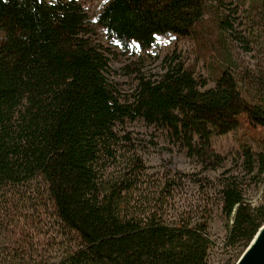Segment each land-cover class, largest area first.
Here are the masks:
<instances>
[{
  "label": "trees",
  "instance_id": "trees-1",
  "mask_svg": "<svg viewBox=\"0 0 264 264\" xmlns=\"http://www.w3.org/2000/svg\"><path fill=\"white\" fill-rule=\"evenodd\" d=\"M237 2L233 16L221 0H110L92 17L80 0H0V211L31 210L22 227L50 215L58 232L0 264H211V214L170 220L174 181L151 178L119 125L164 129L208 169L227 159L214 137L240 132L259 146L243 143L237 162L264 180V0ZM91 23L144 50L158 35L188 38L207 76L176 61L121 101ZM218 183L226 245L240 256L264 223V200L248 202L235 174Z\"/></svg>",
  "mask_w": 264,
  "mask_h": 264
},
{
  "label": "rangeland",
  "instance_id": "rangeland-1",
  "mask_svg": "<svg viewBox=\"0 0 264 264\" xmlns=\"http://www.w3.org/2000/svg\"><path fill=\"white\" fill-rule=\"evenodd\" d=\"M109 1L80 0L86 12L92 17L100 13ZM221 1L222 8L234 16L237 0ZM238 23L237 21L236 27L242 30V26ZM89 28L90 36L108 50L110 56L108 78L121 101L133 98L141 77L159 78L169 65L176 61L197 62L199 73L207 76L204 63L194 54L193 43L188 38L174 33L158 35L156 44L144 50L136 44L123 46L120 42L111 39L106 32L99 30L94 23H91ZM239 49L243 52V57L253 64V53L244 52L242 47ZM214 85L212 82L209 83L211 87ZM119 130L121 134H129L131 140L139 147L138 153L151 178L158 180V177L163 178L166 175L174 181L166 206L167 217L172 220L185 212H190L196 217L205 212L210 213L213 245L209 251V260L211 264H234L242 248L232 249L226 245L228 228L221 205L216 198L218 182L223 176L237 175L244 181L246 200L253 206L261 204L264 200V180L245 175L243 168L237 162L238 152L243 143L247 142L256 149L259 145L241 137L240 132L237 131L227 135H217L214 137V146L227 159L222 167L208 169L197 157L189 156L186 148L174 140L168 131L149 125L142 119H127L119 125ZM14 210L10 208L6 211V215L0 211V260L8 254L21 250L26 243L37 246L44 240V244H48L53 234L58 236L57 227L50 215L44 219V227H40L38 222L32 224V227H22L26 215L31 217L33 213L25 208L24 211L19 210L15 213ZM8 214H11L9 220L5 217ZM61 252L62 246L57 245L52 254L60 255Z\"/></svg>",
  "mask_w": 264,
  "mask_h": 264
},
{
  "label": "water",
  "instance_id": "water-1",
  "mask_svg": "<svg viewBox=\"0 0 264 264\" xmlns=\"http://www.w3.org/2000/svg\"><path fill=\"white\" fill-rule=\"evenodd\" d=\"M235 264H264V223L258 228Z\"/></svg>",
  "mask_w": 264,
  "mask_h": 264
}]
</instances>
